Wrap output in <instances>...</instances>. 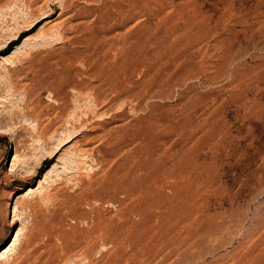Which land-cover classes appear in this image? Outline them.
<instances>
[{"label": "rangeland", "instance_id": "374dc122", "mask_svg": "<svg viewBox=\"0 0 264 264\" xmlns=\"http://www.w3.org/2000/svg\"><path fill=\"white\" fill-rule=\"evenodd\" d=\"M0 264H264V0H0Z\"/></svg>", "mask_w": 264, "mask_h": 264}, {"label": "bare ground", "instance_id": "6f19581e", "mask_svg": "<svg viewBox=\"0 0 264 264\" xmlns=\"http://www.w3.org/2000/svg\"><path fill=\"white\" fill-rule=\"evenodd\" d=\"M8 250H9V248L4 249V250L0 253V256H2L3 254H5Z\"/></svg>", "mask_w": 264, "mask_h": 264}]
</instances>
